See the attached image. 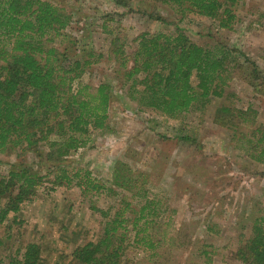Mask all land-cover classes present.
Returning a JSON list of instances; mask_svg holds the SVG:
<instances>
[{
	"label": "trees",
	"instance_id": "obj_1",
	"mask_svg": "<svg viewBox=\"0 0 264 264\" xmlns=\"http://www.w3.org/2000/svg\"><path fill=\"white\" fill-rule=\"evenodd\" d=\"M130 1L112 3L130 12ZM147 1L168 8L180 19L187 13L209 19L218 31H233L238 21L234 7L240 0ZM142 13L148 20L169 25L159 14ZM100 20V33L107 41L105 57L87 38L92 22L72 27V15L58 2L0 0V155L13 157L6 173L0 174V225L11 229L21 223L17 219L21 206L32 201L40 187L76 186L83 196L118 198L113 211L91 201L90 208L103 218L102 230L96 239L74 246L70 264H123L128 245L154 248L166 235L154 219L160 201L149 196L151 174L115 161L103 180L68 160L87 146L91 133L108 130L114 101L125 99L137 111L179 121V138L195 142L182 135L190 128L187 118L199 120L211 101L232 98L227 92L231 82L241 81L253 90L264 88V73L236 48L222 43L200 47L176 25L172 33L142 32L127 41L109 25L117 22L112 16ZM103 59L113 63L110 74L102 75L95 86L81 82V76ZM211 119L229 131L245 158L264 165V129L249 127L254 120L249 107L221 104ZM152 225L161 238L148 234ZM234 257L241 264H264V216L250 223ZM7 259L0 256V264H44L42 247L32 240L21 242Z\"/></svg>",
	"mask_w": 264,
	"mask_h": 264
},
{
	"label": "rangeland",
	"instance_id": "obj_2",
	"mask_svg": "<svg viewBox=\"0 0 264 264\" xmlns=\"http://www.w3.org/2000/svg\"><path fill=\"white\" fill-rule=\"evenodd\" d=\"M55 1L72 15V27L92 22L87 38L104 57L107 41L99 24L102 16L110 15L118 24L109 25L117 27L127 41L142 32L172 33L176 25L191 43L203 48L217 43L236 48L264 73V0H240L234 7L238 21L233 31H218L213 21L192 13L180 19L168 8L147 0H131L130 12L116 8L112 0ZM145 10L159 14L169 25L148 20L142 13ZM112 69L113 63L103 59L80 81L95 86ZM227 92L233 97L211 101L199 120L187 118L190 128L182 135L195 142L179 138V121L148 110L137 111L134 103L118 99L108 112V130L91 133L87 146L68 158L72 166H82L93 178L105 180L115 161L152 175L149 196L160 201L154 219L166 235L162 237L152 225L148 234L163 241L149 249L141 243L128 245L123 264H241L234 251L247 237L250 223L264 216V176H260L264 165L245 158L230 140L229 131L213 124L211 117L221 104L242 110L249 107L254 113L249 127L264 129V88L253 90L234 80ZM11 161L12 155H0V174L6 173ZM91 201L113 211L118 198L83 196L76 186L40 187L34 199L21 206L17 215L21 223L11 229L0 225V240L10 235L0 245V256L8 261L21 242L32 240L41 245L44 264H70L74 246L96 239L102 230L103 218L90 208Z\"/></svg>",
	"mask_w": 264,
	"mask_h": 264
}]
</instances>
